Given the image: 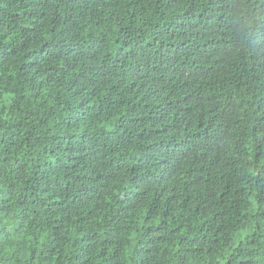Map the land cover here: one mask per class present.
Returning a JSON list of instances; mask_svg holds the SVG:
<instances>
[{
	"label": "trees",
	"instance_id": "1",
	"mask_svg": "<svg viewBox=\"0 0 264 264\" xmlns=\"http://www.w3.org/2000/svg\"><path fill=\"white\" fill-rule=\"evenodd\" d=\"M0 264H264V0H0Z\"/></svg>",
	"mask_w": 264,
	"mask_h": 264
}]
</instances>
